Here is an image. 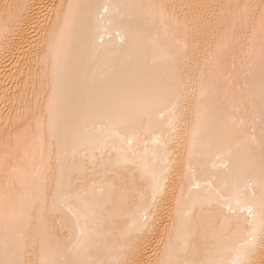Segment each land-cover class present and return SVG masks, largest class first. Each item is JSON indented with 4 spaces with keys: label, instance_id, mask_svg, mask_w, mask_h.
Segmentation results:
<instances>
[{
    "label": "bare ground",
    "instance_id": "1",
    "mask_svg": "<svg viewBox=\"0 0 264 264\" xmlns=\"http://www.w3.org/2000/svg\"><path fill=\"white\" fill-rule=\"evenodd\" d=\"M260 0H0V136L15 134L31 125L37 130L39 118H45L44 160L48 158L46 104L55 91L64 103L62 156L66 168L87 156L95 157L93 168L74 172L72 185L87 201L95 216L81 227L95 231L94 249L100 258H116L123 222L129 211L125 203L135 187H146L151 177L141 179V162L156 147L153 141L166 131L167 120L161 119L160 107L152 110L151 118L137 124V135L129 137L140 152L123 162L107 145L101 159V143L95 139L94 110L118 99L129 104L134 114L136 99L145 92L170 94L179 78L183 85L180 103L182 115L179 132L168 146L170 155L156 165L159 173L170 168L163 194L166 205L165 223L175 222L181 229L173 233L182 259H192V243L201 245L198 259H206L211 245L221 237L229 243L242 240L251 219L247 209L235 204V195L258 210L264 197V67L259 52L249 59L247 46L226 36L218 25L216 5L259 4ZM79 3L81 19L72 37L66 65L59 56L49 52L53 25V5ZM7 4H20L22 15L13 19L17 10H6ZM168 5V16L153 18L139 5ZM108 6L105 12L103 6ZM113 6H122L114 8ZM256 45L259 47L260 20L257 13ZM7 29V30H6ZM241 24L236 36L242 37ZM250 35V32L248 33ZM235 46V58L224 61V48ZM241 45H244L241 47ZM55 73H62L59 78ZM43 82V87H42ZM39 95V104L37 96ZM92 137V138H89ZM195 141V146L193 142ZM242 147H239V146ZM57 144L52 141V174L57 172ZM23 164H29L24 159ZM41 166L37 153L34 169ZM2 179V176H0ZM197 184L199 187H197ZM53 182L51 190H54ZM81 189H83L81 191ZM217 191L233 197L229 203L235 215L214 201ZM51 195V191H50ZM177 201H181L180 208ZM196 203L195 214L186 204ZM203 208V211H201ZM83 209L78 211L82 214ZM171 217V220H169ZM96 222L93 223L92 221ZM163 226L149 237L151 245L140 257L144 264L156 259L153 253L166 241ZM79 230L74 219L64 211L54 220L33 216L27 223L10 225L7 232L0 223V245L7 237L24 244V258L40 264L43 258L60 259L70 256ZM205 244L208 247H205ZM0 258H3L0 252ZM96 258L93 251L92 257ZM264 261V249L258 250L254 264Z\"/></svg>",
    "mask_w": 264,
    "mask_h": 264
},
{
    "label": "snow or ice",
    "instance_id": "2",
    "mask_svg": "<svg viewBox=\"0 0 264 264\" xmlns=\"http://www.w3.org/2000/svg\"><path fill=\"white\" fill-rule=\"evenodd\" d=\"M23 7L20 4L5 5L6 10H17L13 19L22 15L19 10ZM84 7L79 3H70L67 6L53 5L49 9V11H54L56 17L49 52L59 56L61 67L67 63L72 37L80 22L81 10ZM137 7L144 9L153 18L159 16L163 20L168 16L169 6L165 4L139 5ZM216 7L219 9L218 25L223 27L226 36L233 41V45L238 44L242 39L247 46V57L251 59L258 51L261 65L264 67V0H260L259 4L224 3L216 5ZM103 8L105 12L108 11L107 5ZM257 13H259L260 20L258 49L256 45L257 32L254 27ZM237 24H241L242 31L245 33L242 37L236 36ZM243 46L241 45V47ZM223 48L225 62L229 56L235 58V46L229 48L224 45ZM60 75L62 73L54 72V77L59 78ZM183 88L184 85L178 78L172 92L163 97L159 93L145 92L136 99L132 115H129V104L118 99L98 106L92 113V118L95 121L94 138L101 143V159L106 151L105 146L111 145L113 151L117 152L125 163H131V157L140 152V146L134 145L133 140L129 138L137 135V124L146 117L151 118L152 110L161 105H163L160 107L161 119L167 120L166 131L153 141L156 147L152 149L150 155L147 146H144V154L147 158L140 165L141 179L145 180L146 177H151V179L146 181V187H135L132 194L125 199L129 211L123 217L126 227L120 233L119 247L115 253L116 258L101 259L98 246L94 249V229L86 231L84 227H81V220L83 219L87 223L90 218L95 216V213L89 210L87 201L72 185V178L74 172L86 174L90 163L93 168L95 167L96 160L94 156L91 161L85 156L79 163L74 161L72 167L66 168L62 159L66 153L62 152L61 147L66 142V137L63 136L64 103L57 97L55 91L48 95L46 104V129L49 142L47 161L44 160V117L39 118L35 132L31 125H28L14 135L0 136V176H2L0 179V223L3 224L5 231L7 232L10 225L29 222L33 216L41 219L51 217L54 220L67 211L79 230L76 244L68 250L71 255H61L60 259L42 257L40 264H144L140 257L144 250L151 245L149 237H152L161 226L165 229L164 235L167 236V240L165 241L162 237L161 245H158L153 253L156 259L150 261V264H254L257 251L264 249V197L261 198L257 210L253 204L247 203L242 198L241 193L235 195L236 206L241 211L246 208L251 217L246 221L248 224L246 235L242 240L234 243H229L230 237L227 236L215 240L211 245L213 251L206 259L196 258L201 250V245L198 243H192L193 258L182 259L180 252H187L188 245L185 244L183 249L178 250L173 240V233L181 229L175 222L170 225L165 223L166 205L162 206V201L167 184V174L171 169L166 167L157 173L156 165L161 158V153H163L165 161L167 160L170 155L168 146L174 142L179 132ZM39 100L38 95V104ZM262 104H264V96H262ZM52 141L57 144V172L54 175H51L53 171ZM193 146H195V141ZM37 153L41 158V166L39 169H34ZM24 159L29 160L27 166L22 162ZM262 174H264V163H262ZM53 182L55 188L51 190ZM197 187H199L198 184ZM231 199L233 197L221 191H217L214 197V201L220 207L227 206L228 210L235 215L236 208L228 202ZM180 205L181 201H177L178 209ZM185 207L190 210L184 212V216L191 217L195 214V202L186 204ZM80 209L83 211L78 215ZM205 247L208 245L205 244ZM94 250L96 258H91ZM24 251L25 246L22 242L6 237L0 245V252L3 256L0 258V264H30L24 258ZM261 264H264V261Z\"/></svg>",
    "mask_w": 264,
    "mask_h": 264
}]
</instances>
